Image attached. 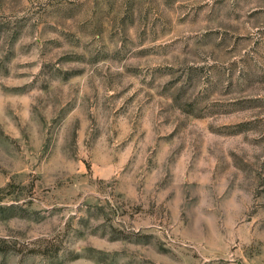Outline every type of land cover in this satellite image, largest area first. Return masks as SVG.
Segmentation results:
<instances>
[{
    "label": "rangeland",
    "instance_id": "374dc122",
    "mask_svg": "<svg viewBox=\"0 0 264 264\" xmlns=\"http://www.w3.org/2000/svg\"><path fill=\"white\" fill-rule=\"evenodd\" d=\"M0 264H264V0H0Z\"/></svg>",
    "mask_w": 264,
    "mask_h": 264
}]
</instances>
